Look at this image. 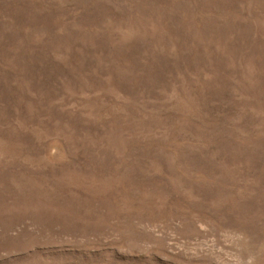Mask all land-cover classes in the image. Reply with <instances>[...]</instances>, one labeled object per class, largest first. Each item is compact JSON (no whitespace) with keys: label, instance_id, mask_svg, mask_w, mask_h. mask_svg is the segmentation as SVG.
I'll use <instances>...</instances> for the list:
<instances>
[{"label":"rangeland","instance_id":"1","mask_svg":"<svg viewBox=\"0 0 264 264\" xmlns=\"http://www.w3.org/2000/svg\"><path fill=\"white\" fill-rule=\"evenodd\" d=\"M0 264H264V0H0Z\"/></svg>","mask_w":264,"mask_h":264}]
</instances>
